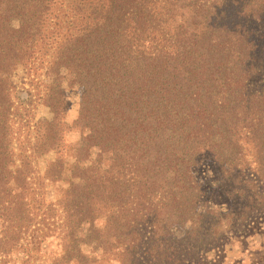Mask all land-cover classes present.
<instances>
[{"label": "trees", "instance_id": "16d2710c", "mask_svg": "<svg viewBox=\"0 0 264 264\" xmlns=\"http://www.w3.org/2000/svg\"><path fill=\"white\" fill-rule=\"evenodd\" d=\"M40 58L52 117L28 146L14 78ZM261 202L264 0H0V264H205Z\"/></svg>", "mask_w": 264, "mask_h": 264}, {"label": "rangeland", "instance_id": "374dc122", "mask_svg": "<svg viewBox=\"0 0 264 264\" xmlns=\"http://www.w3.org/2000/svg\"><path fill=\"white\" fill-rule=\"evenodd\" d=\"M47 60L49 58H40L36 61L37 67L33 69V75H29L27 70H20L15 75L16 91L12 97L16 101L19 111L22 112L24 120L22 123V132L18 133L20 138L18 143L25 141H33L35 136V124L42 119H50L52 114L49 109L43 105L41 98L45 90L46 82L48 81ZM61 82L65 89V98L67 102V111L63 117V129L65 140L67 143L76 145L82 137V131L76 125V120L79 115L82 92L81 89L71 83L72 75L67 70L61 72ZM29 146V145H28ZM51 153L35 161V174H43L48 162L54 158ZM201 174H206L211 177L212 182L216 179L215 167L212 163L201 168ZM252 178H255L253 176ZM39 181H42L38 178ZM215 184L211 189H215ZM46 190L49 192V198H56L55 189L49 184L46 185ZM52 190V191H51ZM213 206L217 208H225L224 201L226 200L219 192H213L212 195ZM233 205L234 215L233 220L236 221V215L240 212L238 202ZM253 205V204H252ZM249 204V211L251 212L243 225L237 226L236 229L225 234L218 247L206 256L205 264H264V202H261L260 209L255 210ZM257 205V204H256ZM254 206V205H253ZM259 206V205H257ZM255 212V213H254ZM258 212V213H256ZM241 221V218L238 220ZM191 264V263H189Z\"/></svg>", "mask_w": 264, "mask_h": 264}]
</instances>
